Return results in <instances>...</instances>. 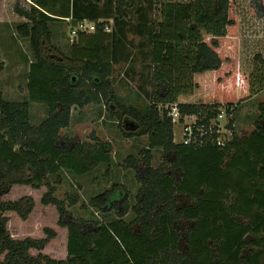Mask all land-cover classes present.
<instances>
[{"label":"trees","instance_id":"1","mask_svg":"<svg viewBox=\"0 0 264 264\" xmlns=\"http://www.w3.org/2000/svg\"><path fill=\"white\" fill-rule=\"evenodd\" d=\"M50 2L15 7L28 20L18 32L29 40L35 61L29 68L27 101L6 100L0 93V264H264V124L240 137L234 118L228 126L233 138L224 146L217 144L212 124L222 107L240 100L246 86L236 60L237 0H190L162 10L161 21L152 22L146 34L152 85L164 83L167 89L157 96L153 91L150 106L143 110L123 105L111 80L128 36L124 0L115 6L108 0L102 7L100 0H68L57 10L49 8L56 0ZM67 18L73 26L92 21L96 30L80 33L69 56H51L49 23ZM230 60L234 62L227 65ZM263 80L259 77L260 86ZM31 104L48 107L40 124L32 122ZM91 104L104 105L111 114L119 107L135 120L139 129L123 131L126 137L150 136L131 220L125 218L128 205L125 211L117 207L125 192L116 185L90 201L104 213L117 210L119 218L101 223L74 219L46 180L62 172L81 177L111 164L107 144L70 147L61 137L71 126L74 108ZM168 104H177L183 116L198 117L202 132L196 141H175L172 107H160ZM260 108L264 119V103ZM152 149L168 155V166H152ZM18 185L48 187L42 203L59 207V225L68 229L66 259L31 255L33 249L47 248L56 236L52 229H45L46 239L16 240L10 234L7 214L27 220L35 208L31 197L6 199ZM179 194L192 204L179 207ZM184 221L188 225L182 228Z\"/></svg>","mask_w":264,"mask_h":264},{"label":"rangeland","instance_id":"2","mask_svg":"<svg viewBox=\"0 0 264 264\" xmlns=\"http://www.w3.org/2000/svg\"><path fill=\"white\" fill-rule=\"evenodd\" d=\"M3 1L0 10H2L1 16L4 17L2 19L5 24L0 25V63L2 64L0 93L6 100L23 102L29 98V68L31 62L35 61V57L29 40L19 35L18 26L21 22L15 7L18 4L22 7L24 1L31 4V1ZM49 1L53 3V0ZM116 1L113 0V6L116 5ZM189 1L124 0L127 5L125 20L128 23L126 28L128 36L122 46L124 55L115 63L111 78L123 105L140 110L146 109L151 104L153 91L157 96L167 89L164 83L154 87L152 85L151 45L149 35L147 36L146 33H149L152 22L161 21L163 9H169L174 3L183 4ZM107 2L108 0H100V6ZM67 4L68 0H56L55 6L50 4L49 8L53 7L57 10ZM237 11L240 28L236 39L238 45L236 60L239 71L247 80L239 96L240 100L233 102L237 105L234 131L238 136L243 137L250 135L258 124H264L260 108V105L264 103V82L262 86L258 84L259 77L264 78V0H237ZM49 26L52 31V47L48 48V54L69 56V50L77 40L73 41L71 37L73 24L66 19H61L53 20ZM142 32L144 33L141 34ZM231 62L234 61L230 60L227 65ZM160 107L167 109L171 105H160ZM31 115L33 124H40L48 117V107L44 104H31ZM127 115L125 112L121 113L119 107L115 109V114H111L108 107L104 105L91 104L83 108L77 107L72 112L70 128L61 131V137L67 139L70 147L77 144L100 146L107 144L110 146L109 153L113 159L111 164H102L92 173L81 177L62 172L46 178L55 188V197L64 203V210L74 219L105 223L108 219L119 218L116 209L107 214L90 205L93 197L111 190L114 185L125 192L124 198L117 201L119 211H125L128 205L129 213L125 218L131 220L135 217L133 207L138 203L137 195L141 187L137 175L139 169L146 167L144 151L150 149V136L126 137L123 133L125 131L123 123ZM220 124L224 127V133H227L226 137H229L230 134L226 129L227 122L221 121ZM182 128L180 125L174 128L177 143L182 139ZM151 157L154 168H159L163 163H167L168 166L170 158L162 149H152ZM47 191V186L39 189L30 186H14L6 199L18 201L24 197H31L35 201V208L27 220H23L17 213H8L10 218L8 229L16 240L29 237L46 239L45 229H52L56 236L49 242L47 248L43 252L33 249L31 255L37 256L43 253L53 259L63 260L68 255V229L59 225V207L42 203V198ZM177 202L179 207L192 204L191 199L180 194L177 196ZM187 225L188 223L184 221L181 227ZM1 258L3 259L4 256Z\"/></svg>","mask_w":264,"mask_h":264},{"label":"built area","instance_id":"3","mask_svg":"<svg viewBox=\"0 0 264 264\" xmlns=\"http://www.w3.org/2000/svg\"><path fill=\"white\" fill-rule=\"evenodd\" d=\"M111 23H113L112 20H110ZM111 25V24H110ZM106 26V31H111V26ZM96 30V23L89 21V20H81L78 21L75 26H73L71 31V37L72 40L75 41L77 39V36L80 33H93ZM172 111L169 113V115L173 118V123L176 125H180L183 128V135L181 139V143H184L186 145L196 141L198 138V133L202 132V128L199 127L198 123V117L196 115H186L183 116L180 114L179 109L177 108V104H172ZM237 105H233L231 107H222L221 111L216 119L212 121L213 127L217 128L216 133L219 135L217 138V144L219 146H224L227 142H229L233 138V130L228 128L229 123L234 120L236 111L235 108ZM221 121H226V129L227 132L230 134L229 137H226L227 133H224L222 125L220 124ZM199 127V128H198Z\"/></svg>","mask_w":264,"mask_h":264},{"label":"crops","instance_id":"4","mask_svg":"<svg viewBox=\"0 0 264 264\" xmlns=\"http://www.w3.org/2000/svg\"><path fill=\"white\" fill-rule=\"evenodd\" d=\"M30 1H31V4H29V3L26 2V1H24L22 7H23V8H26V9H29L33 4L36 5L37 7H39L36 3H38V2L41 1V0H30ZM3 3H4V1H3V0H0V9H2ZM1 11H2V10H0V25H1V24H5V21H3V19H2V18H4V17L1 16ZM17 16H18V18H19L21 24H22V23H26V22H28V20H27L26 18L21 17V16H19V15H17ZM66 20L70 21V18H67Z\"/></svg>","mask_w":264,"mask_h":264},{"label":"water","instance_id":"5","mask_svg":"<svg viewBox=\"0 0 264 264\" xmlns=\"http://www.w3.org/2000/svg\"><path fill=\"white\" fill-rule=\"evenodd\" d=\"M124 128L126 131H136L139 129L138 123L129 116L124 119Z\"/></svg>","mask_w":264,"mask_h":264},{"label":"bare ground","instance_id":"6","mask_svg":"<svg viewBox=\"0 0 264 264\" xmlns=\"http://www.w3.org/2000/svg\"><path fill=\"white\" fill-rule=\"evenodd\" d=\"M87 34V33H86ZM90 34V33H89Z\"/></svg>","mask_w":264,"mask_h":264}]
</instances>
